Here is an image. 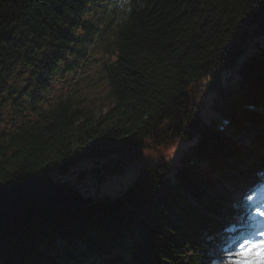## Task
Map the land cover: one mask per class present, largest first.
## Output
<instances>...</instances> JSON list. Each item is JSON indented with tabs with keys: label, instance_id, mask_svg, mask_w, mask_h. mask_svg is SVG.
<instances>
[{
	"label": "trees",
	"instance_id": "obj_1",
	"mask_svg": "<svg viewBox=\"0 0 264 264\" xmlns=\"http://www.w3.org/2000/svg\"><path fill=\"white\" fill-rule=\"evenodd\" d=\"M138 3L106 47L112 106L96 110L72 93L41 104L61 68L78 67L81 43L98 28L87 18L98 0H0V105L10 102L23 119L0 134V188L45 173L74 183L99 175L84 190L94 201L79 213L0 224V264H71L117 247L129 264H196L201 234L228 223L232 198L219 187L237 177L229 172L264 165V132L245 147L213 129L233 98L264 103V0ZM25 99L29 113L19 107ZM146 147L161 154L134 164ZM187 155L209 167L188 168ZM133 166L138 175L124 191L104 192ZM172 173L178 187L168 184Z\"/></svg>",
	"mask_w": 264,
	"mask_h": 264
},
{
	"label": "water",
	"instance_id": "obj_2",
	"mask_svg": "<svg viewBox=\"0 0 264 264\" xmlns=\"http://www.w3.org/2000/svg\"><path fill=\"white\" fill-rule=\"evenodd\" d=\"M256 46L261 49L260 43ZM95 164L100 165V161ZM98 177L77 184L70 178L56 180L45 173L0 188V224L29 226L79 213L94 201V196L84 194V189Z\"/></svg>",
	"mask_w": 264,
	"mask_h": 264
},
{
	"label": "rangeland",
	"instance_id": "obj_3",
	"mask_svg": "<svg viewBox=\"0 0 264 264\" xmlns=\"http://www.w3.org/2000/svg\"><path fill=\"white\" fill-rule=\"evenodd\" d=\"M261 43L264 45V37L261 38ZM249 51H251L250 53H252L254 51V48L249 49ZM96 52H99V50H97ZM100 64H101V66L103 65V63H100ZM235 70L236 69H234L233 72H235ZM85 74H83L82 71L77 70V71L70 73V74H64L61 77H60V75L55 77L50 88L48 89V92H47V101L48 102L47 103L42 102L41 105L44 107H48V106L55 103V101L59 95H67L68 93H78V94L89 97L90 101H87L88 106H93V108H95L96 110L102 105H103L102 107H105V108L112 106V103H110L111 101L108 102L107 99L104 98V95L108 90V87L103 83V81L98 80L96 78L97 74L92 75V76L87 74L86 72H85ZM77 96H79V95H77ZM14 97L16 98L17 96H14ZM79 97H81V96H79ZM213 97H214V93H212L210 95V99H208V102H213ZM243 100H245V98H240L239 101L237 99L233 98V100L230 102V105H228V107H231V105H233V104H238L239 102H241ZM29 103H30V100L25 99V104L19 105V107L21 108V110L23 112L29 113V108H28ZM22 122H23V119H21L18 115H16V113L13 110L12 104L10 102H8L7 104L5 103L3 105H0V134L2 132H9V131L14 130ZM257 123L253 124L252 129L245 131L242 134V136L239 140V143L242 144V146L250 147L251 146L250 140L253 139L252 137L257 132H259V130H261V128H264V121L262 123H259V124H257ZM161 150H162V148L161 149H152L150 147L144 148L140 153V157L135 159L136 162L134 164L145 161L146 159L153 158L152 156L154 155V153L155 154H161L160 153ZM173 154H174L173 156L175 157L179 154V151H174ZM150 161H153V159H151ZM208 166L209 165L207 163H205L202 169H204L205 167H208ZM232 171L229 172V175H231V174L236 175L237 172L232 173ZM237 174L239 175V172ZM137 175H138V169L133 166L121 177V179L119 181H115L111 184L106 182L103 186V190L105 193L110 191L111 193H113V195H115L116 192L123 191L132 182H134ZM240 177L241 176H238V177L234 178L233 180L227 182L226 187L220 186L219 188L220 189L225 188L226 190H228V188L229 189L232 188V191L229 192V194L233 197H236L237 195H239V189L240 188L239 187H233V184ZM99 191H100V189L98 190V192ZM189 201L194 202L195 197H193V199H191Z\"/></svg>",
	"mask_w": 264,
	"mask_h": 264
},
{
	"label": "snow or ice",
	"instance_id": "obj_4",
	"mask_svg": "<svg viewBox=\"0 0 264 264\" xmlns=\"http://www.w3.org/2000/svg\"><path fill=\"white\" fill-rule=\"evenodd\" d=\"M261 215H264V213H261ZM256 247L257 245L252 244L247 250H243L242 246V250L239 255L241 257H245V259L238 260L237 264H255V262L252 261L249 257L251 256L253 249H255ZM260 248L262 249L260 264H264V246H260Z\"/></svg>",
	"mask_w": 264,
	"mask_h": 264
},
{
	"label": "clouds",
	"instance_id": "obj_5",
	"mask_svg": "<svg viewBox=\"0 0 264 264\" xmlns=\"http://www.w3.org/2000/svg\"><path fill=\"white\" fill-rule=\"evenodd\" d=\"M253 245H257V247L255 249H259L260 246H264V241H261L260 243L253 242ZM249 258L252 261H254L255 264H260V261H261V256L260 255L251 254V256Z\"/></svg>",
	"mask_w": 264,
	"mask_h": 264
},
{
	"label": "bare ground",
	"instance_id": "obj_6",
	"mask_svg": "<svg viewBox=\"0 0 264 264\" xmlns=\"http://www.w3.org/2000/svg\"><path fill=\"white\" fill-rule=\"evenodd\" d=\"M262 135H264V134H262ZM222 137H224L225 139H226V136H224V135H222ZM247 175H244L243 177H246ZM231 181V180H230ZM256 230V229H255Z\"/></svg>",
	"mask_w": 264,
	"mask_h": 264
}]
</instances>
